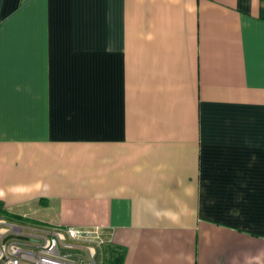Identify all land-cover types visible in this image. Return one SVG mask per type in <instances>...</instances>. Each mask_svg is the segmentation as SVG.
<instances>
[{
    "label": "crops",
    "instance_id": "obj_1",
    "mask_svg": "<svg viewBox=\"0 0 264 264\" xmlns=\"http://www.w3.org/2000/svg\"><path fill=\"white\" fill-rule=\"evenodd\" d=\"M0 219L264 264V0H0Z\"/></svg>",
    "mask_w": 264,
    "mask_h": 264
},
{
    "label": "built area",
    "instance_id": "obj_2",
    "mask_svg": "<svg viewBox=\"0 0 264 264\" xmlns=\"http://www.w3.org/2000/svg\"><path fill=\"white\" fill-rule=\"evenodd\" d=\"M99 226L25 228L0 219V264H102Z\"/></svg>",
    "mask_w": 264,
    "mask_h": 264
},
{
    "label": "trees",
    "instance_id": "obj_3",
    "mask_svg": "<svg viewBox=\"0 0 264 264\" xmlns=\"http://www.w3.org/2000/svg\"><path fill=\"white\" fill-rule=\"evenodd\" d=\"M122 263V258L121 256H116L113 261L109 262V264H121Z\"/></svg>",
    "mask_w": 264,
    "mask_h": 264
}]
</instances>
